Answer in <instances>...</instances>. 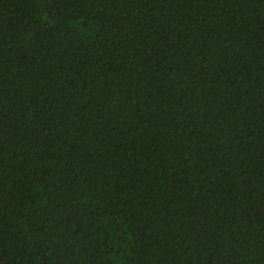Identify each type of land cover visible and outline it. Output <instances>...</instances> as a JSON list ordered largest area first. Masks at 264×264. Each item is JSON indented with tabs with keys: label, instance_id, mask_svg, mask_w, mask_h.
Returning <instances> with one entry per match:
<instances>
[{
	"label": "trees",
	"instance_id": "16d2710c",
	"mask_svg": "<svg viewBox=\"0 0 264 264\" xmlns=\"http://www.w3.org/2000/svg\"><path fill=\"white\" fill-rule=\"evenodd\" d=\"M0 264H264V0H0Z\"/></svg>",
	"mask_w": 264,
	"mask_h": 264
}]
</instances>
